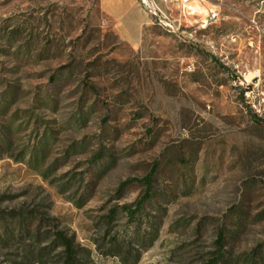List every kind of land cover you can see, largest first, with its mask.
Returning a JSON list of instances; mask_svg holds the SVG:
<instances>
[{
    "label": "rangeland",
    "instance_id": "obj_1",
    "mask_svg": "<svg viewBox=\"0 0 264 264\" xmlns=\"http://www.w3.org/2000/svg\"><path fill=\"white\" fill-rule=\"evenodd\" d=\"M147 1L0 0V264H264V0Z\"/></svg>",
    "mask_w": 264,
    "mask_h": 264
},
{
    "label": "crops",
    "instance_id": "obj_2",
    "mask_svg": "<svg viewBox=\"0 0 264 264\" xmlns=\"http://www.w3.org/2000/svg\"><path fill=\"white\" fill-rule=\"evenodd\" d=\"M154 1L161 6L160 0ZM99 7L121 41L133 48L140 46L149 19L137 0H99Z\"/></svg>",
    "mask_w": 264,
    "mask_h": 264
},
{
    "label": "trees",
    "instance_id": "obj_3",
    "mask_svg": "<svg viewBox=\"0 0 264 264\" xmlns=\"http://www.w3.org/2000/svg\"><path fill=\"white\" fill-rule=\"evenodd\" d=\"M151 177L152 174L144 179L143 181L145 185L144 194L142 195L140 200L135 204V208L133 210L124 208L128 219H131V221H134V218L140 215V213L142 212V208L145 206V204L150 202L153 198V188H152L153 182ZM122 186L123 187H121L120 190H123V188L127 186V184L124 183ZM54 239L59 243V246L62 247L63 255H64V264H76L75 261L76 251L72 240L66 238L62 232H56L54 234ZM220 239L221 238H219V246L223 244L222 239L221 240ZM208 264H224L222 263V256L216 257Z\"/></svg>",
    "mask_w": 264,
    "mask_h": 264
},
{
    "label": "built area",
    "instance_id": "obj_4",
    "mask_svg": "<svg viewBox=\"0 0 264 264\" xmlns=\"http://www.w3.org/2000/svg\"><path fill=\"white\" fill-rule=\"evenodd\" d=\"M143 6L148 7V12L154 16H158V14H161V11L154 6H149V3L147 0H139ZM166 1V0H164ZM196 1H202V0H184L185 3H191V2H196ZM217 17V14L215 12H209L208 16H207V22H212L215 18ZM160 23L167 28L172 29V26L170 24H168L165 21H160Z\"/></svg>",
    "mask_w": 264,
    "mask_h": 264
}]
</instances>
